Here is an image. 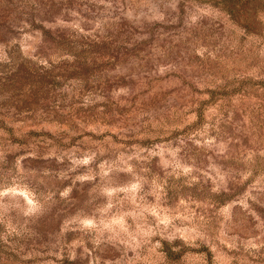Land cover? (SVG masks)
<instances>
[{"label": "rangeland", "instance_id": "obj_1", "mask_svg": "<svg viewBox=\"0 0 264 264\" xmlns=\"http://www.w3.org/2000/svg\"><path fill=\"white\" fill-rule=\"evenodd\" d=\"M0 264H264V0H0Z\"/></svg>", "mask_w": 264, "mask_h": 264}]
</instances>
